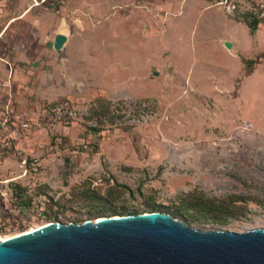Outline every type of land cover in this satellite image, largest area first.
<instances>
[{
    "label": "rangeland",
    "instance_id": "1",
    "mask_svg": "<svg viewBox=\"0 0 264 264\" xmlns=\"http://www.w3.org/2000/svg\"><path fill=\"white\" fill-rule=\"evenodd\" d=\"M263 12L264 0H0V108L32 126L0 156V239L146 213L264 228ZM62 105L74 115L57 118ZM192 194L234 215L188 207Z\"/></svg>",
    "mask_w": 264,
    "mask_h": 264
},
{
    "label": "water",
    "instance_id": "2",
    "mask_svg": "<svg viewBox=\"0 0 264 264\" xmlns=\"http://www.w3.org/2000/svg\"><path fill=\"white\" fill-rule=\"evenodd\" d=\"M0 264H264V228L202 231L162 213L52 224L1 241Z\"/></svg>",
    "mask_w": 264,
    "mask_h": 264
},
{
    "label": "built area",
    "instance_id": "3",
    "mask_svg": "<svg viewBox=\"0 0 264 264\" xmlns=\"http://www.w3.org/2000/svg\"><path fill=\"white\" fill-rule=\"evenodd\" d=\"M54 113L57 118L74 115L63 105L55 108ZM21 133L29 135L32 133L29 121H21L20 116L9 107L0 108V156L18 150L14 144L21 139Z\"/></svg>",
    "mask_w": 264,
    "mask_h": 264
},
{
    "label": "trees",
    "instance_id": "4",
    "mask_svg": "<svg viewBox=\"0 0 264 264\" xmlns=\"http://www.w3.org/2000/svg\"><path fill=\"white\" fill-rule=\"evenodd\" d=\"M250 18V19H249ZM250 20L249 26L251 31L254 33L258 30V26L261 23L258 18L253 15H249ZM252 61L247 62V66L252 65ZM105 109L103 110L104 114ZM232 201H217L216 199L206 198L203 194L195 195L192 194L189 198L188 207H192L195 210L201 211L204 214L211 216L213 219L225 220L229 216H233Z\"/></svg>",
    "mask_w": 264,
    "mask_h": 264
},
{
    "label": "bare ground",
    "instance_id": "5",
    "mask_svg": "<svg viewBox=\"0 0 264 264\" xmlns=\"http://www.w3.org/2000/svg\"><path fill=\"white\" fill-rule=\"evenodd\" d=\"M49 226H52V224L51 225H48V226H46V227H49ZM43 228H45V227H43ZM40 229H42V228H40ZM36 231V230H35ZM32 232H34V231H32ZM20 236V235H19ZM13 238V237H12ZM8 239H10V238H1L0 239V242L1 241H5V240H8Z\"/></svg>",
    "mask_w": 264,
    "mask_h": 264
},
{
    "label": "crops",
    "instance_id": "6",
    "mask_svg": "<svg viewBox=\"0 0 264 264\" xmlns=\"http://www.w3.org/2000/svg\"><path fill=\"white\" fill-rule=\"evenodd\" d=\"M5 31H6V29H4V31H2L1 33H0V40L3 38V36L5 35Z\"/></svg>",
    "mask_w": 264,
    "mask_h": 264
}]
</instances>
